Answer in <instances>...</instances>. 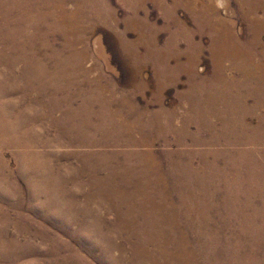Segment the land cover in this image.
Returning <instances> with one entry per match:
<instances>
[{
    "label": "rangeland",
    "instance_id": "rangeland-1",
    "mask_svg": "<svg viewBox=\"0 0 264 264\" xmlns=\"http://www.w3.org/2000/svg\"><path fill=\"white\" fill-rule=\"evenodd\" d=\"M262 5L0 0V264H264Z\"/></svg>",
    "mask_w": 264,
    "mask_h": 264
},
{
    "label": "bare ground",
    "instance_id": "bare-ground-1",
    "mask_svg": "<svg viewBox=\"0 0 264 264\" xmlns=\"http://www.w3.org/2000/svg\"><path fill=\"white\" fill-rule=\"evenodd\" d=\"M262 7L264 8L263 5H262ZM222 32H223L222 36L219 38L221 44L225 43V41H228V43H230V42L234 43V48H237L236 46H238V45H236L235 35L232 32L231 33H227V32H224V31H222ZM143 168L145 170V168H146L145 164H144ZM158 170H159V167L157 166V170L156 171L158 172ZM158 175H161V174H158ZM180 239H182V238H180ZM168 243H170V242L168 241ZM158 246H159L158 250H159V253L162 255V260L163 261H165L167 263L168 262L170 263V261H172L173 259H176L179 264H189V252L190 251L188 250V246H186L185 243H184V246L177 245V248L175 250L174 249L171 250V248L168 245H167V248L162 247L161 245H158Z\"/></svg>",
    "mask_w": 264,
    "mask_h": 264
}]
</instances>
